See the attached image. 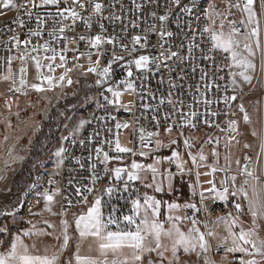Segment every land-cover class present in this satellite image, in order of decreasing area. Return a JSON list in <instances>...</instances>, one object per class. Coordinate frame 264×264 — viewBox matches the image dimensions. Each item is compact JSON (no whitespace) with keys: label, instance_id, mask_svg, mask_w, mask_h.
Listing matches in <instances>:
<instances>
[{"label":"built area","instance_id":"2783aa9c","mask_svg":"<svg viewBox=\"0 0 264 264\" xmlns=\"http://www.w3.org/2000/svg\"><path fill=\"white\" fill-rule=\"evenodd\" d=\"M81 2L84 4L83 8L74 1L70 4V8H74L80 17L73 19L70 11L62 12L61 16V13L34 9L31 0H14L17 7L13 8V17L0 22V120L5 118L4 110L8 111L7 107H12L14 95L23 89L20 81L22 78L25 80V72L21 73L20 69H26L32 60L47 64L46 74L50 73L54 77L58 75L59 79L61 76L69 78L77 67L82 68L90 64L95 66L96 60L100 62L97 71L112 62L106 83L98 84L100 77L95 73H88L92 94L91 110L84 127L78 133L64 136V152L61 156L63 162H60L58 172L53 171V159H50L48 165L45 160L43 165L39 163L37 167L29 170L24 189L6 205H0V212L16 211L15 217L0 215V227L7 221L17 227L30 224L36 212L49 203L57 202L62 215L79 211L89 206L97 195L103 194L108 186L117 188V196L113 198L116 205L123 200L118 198L120 193L124 198L130 194L132 199L136 198L139 196L136 181H129L128 192H123L127 173L124 174L123 180L116 181L114 169L120 167L134 171L131 168L133 162L138 163L140 159L163 154L164 148L156 147V136H148V133H160L171 127V132L177 135L178 141L190 158H197L190 175L194 179L195 204L199 211L188 208L186 216L189 230L194 227L191 218L194 217L198 221L195 227L205 234L210 247L207 253L197 249L194 257L198 264H204L206 259L218 264L217 258L229 254L226 249L230 246L227 243L221 245V242L215 241L214 236L208 233L216 231L221 222L219 217L228 213L234 216L235 210L233 204L220 200L216 193L209 189L215 184L217 190H220V181L224 179L225 173L228 176L235 175L243 181L240 169L246 162L244 157H255V154L247 150L240 157L241 163L237 170L199 159L207 147L233 140L237 136L240 122H245L240 105H244L249 94L234 88L233 77L229 74L233 72V67H230V58L225 59L228 54L219 50L209 51V33L203 32V29L216 28L223 23L226 31L232 27L230 22L235 21V27L243 32L244 27L240 21L247 19V13L241 9L246 0H195V4L193 0H180L179 4L175 0ZM237 2L241 9L229 7ZM95 3L103 5L98 15L94 13ZM184 7L191 8V13L184 12ZM253 7L256 13L264 17V0H254ZM210 9L211 20L208 17ZM163 15L168 16L166 21L160 20ZM60 27H64L63 33L59 31ZM54 28L55 35L62 37L61 39L53 37ZM37 31L41 33L40 36L34 35ZM96 36L101 37V43L99 47L94 48L89 39L94 42ZM136 37H140L139 43L136 42ZM45 43H48L50 48L47 52L43 47ZM33 48H36V51H33ZM52 55L56 56L55 61L46 59ZM61 55L65 57L63 61L60 59ZM141 56L149 58L146 68H137L133 62ZM115 57L123 59L116 60ZM83 59L90 61L82 64ZM49 65L52 71H49ZM9 68L11 77L2 79L8 75ZM129 70L133 73L131 77L127 76ZM42 75L44 79L46 76L43 73ZM125 80L132 82L134 90L125 89L121 83ZM115 85H119L116 90L121 91L122 96L129 97L128 103L123 97L120 103H109L114 97L107 89ZM233 95L236 100L229 99L225 103V97ZM204 101L208 103L205 104ZM192 112L196 113L195 117L190 116ZM188 120L191 122L185 123ZM229 121L237 122L236 130H229ZM117 124L121 127L117 128ZM123 136H127L131 143L129 152L116 150V142ZM185 140H188L190 147L185 145ZM97 148L102 149L99 159ZM104 152L110 157L106 165L107 173L103 160ZM49 155L51 158L55 156L53 152ZM42 159L44 161L45 157ZM93 164L96 165L95 169L92 168ZM201 166L208 168L212 182L209 183L208 192L203 194V201L200 178L197 176ZM170 167L172 172L178 174L174 160H170ZM213 167L217 168L215 173H212ZM159 173L165 174L164 171ZM94 174L97 177L95 184ZM151 174L153 173L147 171L138 172V175ZM88 187L93 189L91 193L86 192ZM77 189L80 190L79 193ZM46 191L52 196L51 202L45 200ZM85 194L88 196L87 203L78 202ZM107 199L108 197L104 196V200ZM4 247L0 248V251H3Z\"/></svg>","mask_w":264,"mask_h":264},{"label":"snow or ice","instance_id":"6c2138e0","mask_svg":"<svg viewBox=\"0 0 264 264\" xmlns=\"http://www.w3.org/2000/svg\"><path fill=\"white\" fill-rule=\"evenodd\" d=\"M3 3L4 8H15L17 5L14 3V0H0ZM45 4H57L59 0H43ZM177 4H179L180 0H175ZM74 3L79 7L83 8L84 4L81 0H74ZM193 4H195V0H193ZM254 0H246L243 8L241 9V5L237 2L235 4H230L229 7H236L241 9L242 11L247 13V19L241 20L240 23L244 27V31L241 32L240 29L235 27V21L230 22L232 27L229 28L228 31L224 30V24L221 23L216 28L213 27H205L203 32L209 33L208 39L211 42V48L209 51L219 50L223 53L228 54L225 59H229L231 61L230 67L236 68L238 72H230L229 74L233 77L232 84L234 86L237 85V81L235 77L239 75L244 82L251 83L252 76L248 73L250 71H255L256 64L253 59L256 56L257 50L260 51L262 60L261 67L264 68V43L261 40V22L257 17V13L254 10ZM33 6H35L33 4ZM21 7H25V5H21ZM103 9V5L101 3H95L94 5V13L100 14ZM184 12L191 13V8L184 7ZM65 11H70V14L73 19L80 18L79 13L75 11V9H66ZM29 16L31 13H28ZM63 16V13L60 14ZM212 11L209 10L208 17L211 20ZM168 19L167 15H163L160 17V20L166 21ZM22 23V21H21ZM213 24L215 22L213 21ZM64 27H60L59 31L61 33L64 32ZM56 29H53V37L57 40L62 37L55 35ZM163 35V33H161ZM34 35L40 36L41 33L39 31L35 32ZM171 35V33H169ZM15 39V37H14ZM81 39H85V37H81ZM136 42L139 43L140 37H136ZM27 43V41L25 42ZM89 43L92 47H99L101 43V37L96 36L95 41L93 42L89 39ZM111 43V40L109 41ZM17 44H19V40H17ZM44 50L47 52L50 50L49 44L45 43L43 45ZM33 51H36V48H33ZM54 51V50H53ZM135 51V49H132ZM191 52V49H190ZM176 55V53H173ZM35 59V58H34ZM46 59L55 61L56 56L52 55L50 57H46ZM61 61L65 59L63 55L60 57ZM91 60V57H89ZM116 60L123 59V57H115ZM149 58L147 56H141L139 59L133 61L137 68H146L148 64ZM10 63V61H9ZM99 60L94 62L95 66L92 64L89 65L88 71L95 73L100 79L97 80L98 84L106 83L111 71V64L109 62L107 67L102 68L100 71H97L99 66ZM63 66V64H61ZM228 66V65H226ZM39 60L36 61V68L40 69ZM49 71H52L51 65L48 66ZM26 71L25 68H21L20 72L24 73ZM67 71H71V69H67ZM133 75L132 71L129 70L127 72V76L131 77ZM11 77V68L8 69V75L2 77V79L7 80ZM223 78V77H221ZM49 83L52 84L51 77H44ZM60 80L63 81L64 77L61 76ZM26 81L22 78L20 81L21 87L25 85ZM71 84V80L68 81ZM124 84L126 90H134V86L130 80L121 81ZM37 91H43L44 89L37 86L32 85ZM119 85H115L113 87H109L107 91L111 92L114 99L109 101V103H116L119 101L120 97L123 95L121 91L116 90ZM107 99V97H105ZM236 100V96L233 95L231 97H225V103L227 101ZM171 103V102H170ZM205 104L208 101H204ZM191 107V105H189ZM240 111L244 112V121L245 123H249L250 119L247 112L244 109L243 105H240ZM196 113H190L191 117H195ZM191 121H185V123H190ZM85 121H81L75 131L82 129L84 127ZM229 130H236V121H229ZM125 127L127 125H124ZM193 127L195 125H192ZM117 128L121 127V125L117 124ZM75 131L73 135H75ZM143 130L141 129V132ZM169 133H171L172 128L169 127L167 129ZM158 135V133H148V136ZM253 136H256L257 133L253 131ZM143 135L141 139L143 140ZM173 144L176 141H172ZM185 145L189 146L188 140L184 141ZM163 145L159 140L156 141V147L160 148ZM245 147H251L250 145H245ZM116 150L118 152H129L131 151L128 148L121 147L119 141L116 142ZM102 149L97 148L96 154L97 159L100 158V153ZM64 149H60L57 152V156H62ZM144 155V153H141ZM176 167L178 170L183 169V164L180 162L179 154L176 153ZM264 156V140H262L260 152L256 154L255 157L245 156V163H243L242 168L240 169V174L244 177L243 182L236 186L237 184V176H228L225 173V177L220 181L221 189L217 190L215 184L213 187L209 189L216 193V197L220 200L228 202L230 197L236 198V203L234 208L238 213L237 216H233L231 213L227 215L219 217L220 221L223 222L226 226V230L232 238V246L226 249L228 253H242L243 255L239 258V264H264V239H259L257 237L256 229L259 227L257 221L264 219V165H261V157ZM192 163L196 164V156H192ZM199 159L201 161L205 160L206 157L204 155H200ZM103 160L105 163V173H107L108 169L106 167L107 162L110 160V157L107 152L103 153ZM63 162L62 160L60 161ZM79 162V161H78ZM240 165V161L236 162ZM153 172L155 179V173L157 169L151 165L148 166ZM92 168L95 169L96 165L93 164ZM131 168L134 171H128L125 168L117 167L114 169V179L116 181H121L124 179V174L127 173V179L124 180L123 184V192H128L129 189V181H137L140 179L138 175L139 170L144 168V165L133 162L131 164ZM259 168V171H258ZM217 171L216 167L212 168V173ZM207 174V173H206ZM199 176V173H197ZM97 177L93 176V184H95ZM169 179V188L171 189V173L168 176ZM209 183H212L211 181ZM146 187H151V185H146ZM161 185L157 184L155 187V191H161ZM79 189L77 192L79 193ZM93 189L88 187L86 189L87 193H91ZM107 196V200H103V197ZM117 196V188L114 186H108L102 196L96 197L94 199L93 205L88 209V211L84 214L78 216L75 221L76 230L79 234L80 242L91 238V243L89 245V251L94 250L98 253L96 256L92 255H81L80 254V243L78 242L76 245V252L74 253L75 264H143V258L145 253L151 254L155 253L157 257V261H153L151 258L148 261V264H164L167 257L164 255L166 252H171L172 259L168 260V264H178V255L180 250L182 249L185 254H191L196 251V249H200L202 253H207L209 251V243L205 237L203 232H200L199 228L195 227L198 221L193 217L191 218V222L194 225L192 229L186 234L181 230L180 223L183 219L187 217H182L179 215H173V212L179 210L181 205L178 203H168L167 204V217L166 219H161V207L162 201L156 199L153 196H149L144 194L143 202H141V197L136 196V198L132 199L131 194L129 195L126 203L130 202L131 208L124 212L120 207L113 204V198ZM45 200L48 202L52 201V196L47 193H44ZM119 199H125L123 194L120 193ZM240 198L244 201H247V211L251 214V222L252 229L246 231L243 227L239 228V232L237 233L234 229L240 223L239 214L244 212L242 208ZM203 193H201V201H203ZM88 196L87 194L83 195L82 200L78 202L87 203ZM71 202H69L70 204ZM107 207L109 210L107 213L103 211V209ZM183 208L197 209L196 204L188 203L184 204ZM48 211H51L48 208ZM0 215H7L15 217L16 211H5L0 212ZM63 224V244L61 245L60 252L53 253L52 255H48V249H44V254H37L36 244L33 243L31 246L24 242L23 237H29L32 235L40 236V235H49V233L44 232H32V231H23L22 234L18 233L13 236L10 240L9 246L6 251H0V264H59L60 254L68 248L70 236L68 235V222L67 220L62 221ZM166 224H170V227H165ZM35 227V226H33ZM49 227H54L53 225H49ZM8 228L5 225L4 227H0V234L3 236L8 235ZM208 235L215 236V232H209ZM254 237H256L254 239ZM167 238L171 241L170 249L166 247L162 240ZM59 239V237H57ZM221 245L227 243V238L221 237ZM245 245H249L250 247H245ZM5 246L4 239L0 238V248ZM131 250L130 255H126L124 250ZM109 256L112 259H109ZM244 257H249L245 259ZM71 264V261L68 262ZM204 264H215L214 261L205 260Z\"/></svg>","mask_w":264,"mask_h":264},{"label":"rangeland","instance_id":"374dc122","mask_svg":"<svg viewBox=\"0 0 264 264\" xmlns=\"http://www.w3.org/2000/svg\"><path fill=\"white\" fill-rule=\"evenodd\" d=\"M31 1L32 5H35L33 6L34 9L38 8V10L43 12L62 13L68 12L65 11L66 9H71L70 4L74 0H59L57 4H45L43 0ZM9 9L11 8H4L3 3L0 2V15L6 13ZM257 17L261 22V40L262 43H264V27L262 24V21L264 22V17L260 16L258 13ZM8 19L9 17H6L5 15L0 16V22ZM251 59H253L256 64L255 71H250L248 73L252 76L251 83L244 82L239 75L235 77L238 85L235 87L239 88V90L249 92L243 106L249 116L250 122H240L238 134L233 140L219 142L218 144H215V146L207 147L202 154L206 157V159L203 160L204 162L224 164L229 166L232 170H237L239 165L236 162L238 160L240 161V157L247 150L255 154V156L260 152L261 143L262 140H264V68L261 67L262 56L259 50H257L256 56ZM36 61L37 60H32L27 64L25 71L26 83L23 86L22 91H19L18 94L14 95L13 101L11 102L12 107H7L8 111H6V109L4 110L5 118L0 120V191L3 192L8 189L12 190L9 194L0 193V203L5 200V205L9 201L6 199H8L10 195H16L17 192L24 189L26 180L23 172L26 168H29V170L34 169L39 163L43 165L45 160L46 165H48L50 164V159H53V171L55 173L58 172L61 156H57V152L62 149L64 136L73 133L81 121H86L91 110L92 94L90 91L91 85L88 77V65L82 68H75L71 72L69 78H64V80L61 81L58 75H55L54 77L50 73L46 74L47 64L45 63L39 61L41 67L38 70L36 68ZM89 61L90 60L88 59H83L82 64ZM238 71V69L233 68V72ZM42 73L46 77L52 78L51 85H49L46 79H43ZM69 80H71V84L68 86L67 83ZM32 85H37L44 90L37 91L32 87ZM122 97L125 99L126 103L129 102V97L124 95L121 96L119 101L116 103H120ZM253 131L257 133L256 136L252 135ZM155 136L163 145L162 147L164 148V153L157 155L154 158L138 160V164L144 165V168L140 171L153 173L148 167L149 165L157 169L155 179H153L154 175L143 176L140 177V182L139 180L136 181V185H138L139 188L141 201H143L144 194L153 196L162 201L161 219L163 220L166 219L168 214L167 204L174 203L172 198L177 196L176 186H178L179 183H183L188 187L191 197L188 203L194 204L196 199V187L192 182V177L190 175L194 169V164L192 163L190 156L185 152L180 141H178L175 133L162 131ZM172 141H176V143L173 144ZM119 144L121 147L131 149V143L127 136L120 137ZM245 145H250L251 147H245ZM51 152L55 154L53 158L49 155ZM176 153L179 154L180 162L183 164V169L178 170L176 168L178 174L171 175V188L173 184L174 190L168 191V176L169 173L172 172L170 160H174L177 163ZM43 157H45L44 161L42 159ZM260 163L261 165H264V156L261 157ZM162 171L165 172L163 176L159 175V172ZM198 173L202 193L206 194L208 192L210 182L209 170L208 168L201 166L198 169ZM242 182L243 181L237 178L236 186L239 187ZM157 184H160L162 188L159 192L155 191ZM146 185H151V187H146ZM100 196H102V193L96 197ZM177 198H179V195ZM93 202L94 200H92L90 205L84 209L65 213L64 216L61 211L58 210L56 202L46 204L47 206L44 205L45 212L50 214L51 218L53 217L52 219H49L48 224L54 226L49 227L50 229L46 228L45 231L49 232L54 241L56 240L58 243L60 240L62 241V221H64L62 218L65 217V220L68 222V235L70 236L69 244L71 247L69 248L67 255L73 254V244L80 241L75 221L79 215L88 211V209L93 205ZM228 202L233 204L234 207L236 198L230 197ZM240 202L244 212L239 214L240 223L234 229L237 233L239 232L240 227H243L246 231L252 229L253 227L251 214L247 211V201L244 203V200L240 198ZM112 203L116 205V202L112 201ZM180 205L181 208L174 211L173 215L187 217L186 211L188 209L183 208L184 203H181ZM48 208H50L51 211H48ZM108 210L109 209L107 207L103 209L105 213H107ZM237 215L238 213L235 210L234 217ZM33 222L34 220L30 223V227H32ZM44 223L46 224V222ZM179 223L181 230L187 234L189 232L187 218L183 219L182 222ZM257 223L259 225L256 229L257 237L259 239H264V219L258 220ZM168 225L169 224H166L165 227ZM32 230L33 227L29 231ZM215 233V241L221 242L220 238L225 237L227 238V244L232 246V238L229 236L223 222H220ZM57 237H59V239H57ZM255 238L256 237H254V239ZM163 241L169 243L170 249L171 241L167 238H164ZM245 247L250 246L245 245ZM92 254V256L98 255L97 252ZM187 255H190L191 257L185 256L181 259L180 264H196L193 253ZM242 255L243 254L239 252L224 255L217 258V263L239 264V258ZM244 258L248 259L249 257Z\"/></svg>","mask_w":264,"mask_h":264},{"label":"crops","instance_id":"0c3cea01","mask_svg":"<svg viewBox=\"0 0 264 264\" xmlns=\"http://www.w3.org/2000/svg\"><path fill=\"white\" fill-rule=\"evenodd\" d=\"M11 9H9L6 13H4V14H1L0 16H6V17H9V19L10 18H12L13 17V15H14V13H13V8L12 7H10ZM234 88L235 89H238L239 90V88H237V87H235L234 86ZM81 130V129H80ZM79 130V131H80ZM78 131V132H79ZM78 132H75V133H78ZM224 165V164H223ZM152 176L154 175V174H151ZM159 175H161V176H163L162 174H160L159 173ZM171 175H175V172H171ZM140 177H143V176H150V175H139ZM238 178V177H237ZM175 180V179H174ZM173 180V181H174ZM141 180L139 179V182H140ZM138 182V183H139ZM167 190L168 191H170V190H174V185L172 184V188L170 189V188H168L167 187ZM12 190H10V189H8L7 191H3V192H1L0 191V193L2 194H9L10 192H11ZM16 196L17 195H10V199H14V198H16ZM195 201H196V199H195ZM141 202H143V201H141ZM57 203V202H56ZM50 204V203H49ZM194 204H195V202H194ZM47 206V205H46ZM57 206H58V210H60L59 209V205L57 204ZM246 207V206H245ZM45 206H43V207H41L40 209H39V211L38 212H36V214H35V216H34V219H32V220H34V222H33V225H32V227L33 226H35V227H33V230H32V232H42V231H44V233H49L48 231H45V229L47 228V229H50L49 228V219H52L51 217H50V214H47L46 212H45ZM59 212V211H58ZM187 212V211H186ZM60 213V212H59ZM176 213V212H175ZM174 213V214H175ZM64 216V215H63ZM62 220H65V217L64 218H62ZM32 222V221H31ZM44 222H46V224L44 223ZM7 226V228H8V230L10 229V227L11 226H13L15 229L11 232V234H10V236H9V239L11 240V238L13 237V236H15L16 234H18V233H20V234H22L23 233V231H29L32 227H30V225L31 224H27V225H24V226H22V227H17V226H14L11 222H9V221H7V223L6 224H4V226ZM188 225V224H187ZM3 226V227H4ZM167 227H170V224L168 225V226H166V228ZM9 232V231H8ZM0 236L1 237H3L4 238V241H5V236H3V234H0ZM47 237V238H46ZM23 239H24V242L26 243V244H28V245H32L33 243H35L36 244V248H37V254H44V249L45 248H47L48 249V252H47V254L48 255H52L53 253H56V252H60V249H61V245L63 244V238H62V241L60 240V242L58 243V242H56V240L54 241L53 240V237L49 234V235H40V236H36V235H32V236H29V237H23ZM164 240V239H163ZM162 240V243L166 246V247H168L169 248V243H167V242H165V241H163ZM80 243V254L81 255H93L92 253H95L96 251L94 250V245H93V251H89V245H90V243H91V239H89V240H86V241H83V242H80V241H77V242H75L74 244H73V254H71V255H67V252H68V250H69V248L71 247V245L70 244H68V248L66 249V250H64L61 254H60V261H59V264H68V262L69 261H71V264H75V259H74V253L76 252V245H77V243ZM10 243V242H9ZM8 246H9V244H8ZM8 246H6V247H4V250L3 251H6L7 250V247ZM230 246V245H229ZM231 247V246H230ZM197 250V249H196ZM124 252H125V254L126 255H130V253H131V250H129V249H125L124 250ZM182 252V253H181ZM194 253L195 252H193V255H194ZM230 254H232V253H229V254H227V255H230ZM166 257H167V259L165 260V262H164V264H168V260H171L172 259V256H171V252L169 251V252H166L165 254H164ZM185 256H188V257H191L190 255H187V254H185V253H183V250L181 249L180 250V252H179V255H178V264H180V261H181V259H183ZM152 259L154 262L155 261H157V257H156V254L155 253H151V254H148V253H145V255H144V258H143V264H148V261H149V259ZM109 259H112V257L111 256H109ZM196 260V259H195ZM196 264H198V262L196 261Z\"/></svg>","mask_w":264,"mask_h":264},{"label":"trees","instance_id":"16d2710c","mask_svg":"<svg viewBox=\"0 0 264 264\" xmlns=\"http://www.w3.org/2000/svg\"><path fill=\"white\" fill-rule=\"evenodd\" d=\"M28 170H29V168H28V169L26 168V170L23 172L26 181H27ZM191 179H192V182L194 183V179H193V178H191ZM25 185H26V184H25ZM24 187H25V186H24ZM176 188H177V196L179 195V198H177V196H175V197L172 198V201H173L174 203H178V204H181V203L186 204V203H188L189 199L191 198V197H190V192H189V190H188V187L185 186V184H183V183H179L178 186H176ZM22 190H23V189H22ZM22 190H20L19 192H17L16 195L18 196L19 193H20ZM180 195H181V196H180ZM17 196H16V197H17ZM128 197H129V195H127V196L125 197V199H123V200L121 201V203L117 205L118 207L121 208L122 211H124V210L130 208V202L126 203V200L128 199ZM9 198H10V196H9L8 199H6V200H7V201H8V200L11 201L12 199H9ZM174 198H175V199H174ZM173 199H174V200H173ZM4 201H5V200H4ZM4 201H3L2 203H0L1 206L5 205V204H4ZM9 201H8V202H9ZM8 202H7V203H8ZM3 226H4V225H3ZM3 226H2V227H3ZM14 229H15V228H14L13 226L10 227L9 232H8V235H7L6 238H5V247L8 246V244H9V242H10L9 236H10L11 232H12Z\"/></svg>","mask_w":264,"mask_h":264},{"label":"bare ground","instance_id":"6f19581e","mask_svg":"<svg viewBox=\"0 0 264 264\" xmlns=\"http://www.w3.org/2000/svg\"><path fill=\"white\" fill-rule=\"evenodd\" d=\"M263 27H264V22L262 21Z\"/></svg>","mask_w":264,"mask_h":264},{"label":"water","instance_id":"95a60500","mask_svg":"<svg viewBox=\"0 0 264 264\" xmlns=\"http://www.w3.org/2000/svg\"><path fill=\"white\" fill-rule=\"evenodd\" d=\"M67 85L69 86L70 84H69V83H67Z\"/></svg>","mask_w":264,"mask_h":264}]
</instances>
